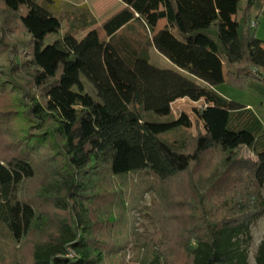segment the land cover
Masks as SVG:
<instances>
[{
    "label": "trees",
    "instance_id": "trees-1",
    "mask_svg": "<svg viewBox=\"0 0 264 264\" xmlns=\"http://www.w3.org/2000/svg\"><path fill=\"white\" fill-rule=\"evenodd\" d=\"M121 2L99 26L81 13L80 39L68 30L44 45L62 28L51 5L0 0V264H121L147 189L160 198V238L137 236L135 261L247 264L250 225L264 215V120L214 87L264 92L254 1ZM138 40L174 67L151 63ZM180 98L204 99L202 128L168 141L189 116H153ZM130 175L140 181L129 189L118 180Z\"/></svg>",
    "mask_w": 264,
    "mask_h": 264
},
{
    "label": "rangeland",
    "instance_id": "rangeland-1",
    "mask_svg": "<svg viewBox=\"0 0 264 264\" xmlns=\"http://www.w3.org/2000/svg\"><path fill=\"white\" fill-rule=\"evenodd\" d=\"M46 2L51 5L53 11L59 15L62 21V28L59 34H50L45 37L43 44L46 45L62 36L65 31L73 30L75 37L80 39L90 27L99 26L107 17L123 6L121 0H38ZM254 4L251 9V17L255 21L253 33L256 38L264 41V0H253ZM245 0H240L243 5ZM81 13H84L85 19L90 21V25L83 28V21L81 22ZM87 13V14H86ZM85 20V21H86ZM136 29L144 31L141 25H136ZM135 29V31H136ZM135 31H133L135 33ZM141 42V40H138ZM142 46L147 49L149 60L158 67L173 68V64L164 56L159 54L146 41L141 42ZM3 68V58L0 57V69ZM2 73V72H0ZM214 89L227 99L234 100L243 105H247L252 111L262 120H264V92L254 91L248 86H236L230 83H222L216 85ZM0 93H2L0 91ZM1 97V96H0ZM3 99V97L1 98ZM205 106L204 99L198 101H191L188 98H180L171 104V112L166 117H156L158 120L174 119L179 116L181 112L186 113L191 121V126L188 128H178L170 133L163 135V138L168 141H181L189 136H194L202 128L201 122L196 117L195 110ZM241 154L246 157L253 158V154L248 149H242ZM145 177L150 178L148 175ZM140 178L136 175L118 180L119 183L125 184L129 189L139 183ZM161 208L160 198L152 189H147L143 192L138 203L130 209L132 221L130 228L124 238V246L121 250V264H139L133 259L135 254L136 237L148 238L154 240L158 237L159 225L156 221V209ZM251 239L247 248V264L255 263V256L259 242L264 235V215L254 220L250 225ZM161 236V235H160ZM157 245V242H156ZM158 247V245H157ZM68 256L73 257L71 252ZM27 259V260H26ZM26 264H31L26 258ZM185 256H181L177 264H189Z\"/></svg>",
    "mask_w": 264,
    "mask_h": 264
},
{
    "label": "built area",
    "instance_id": "built-area-1",
    "mask_svg": "<svg viewBox=\"0 0 264 264\" xmlns=\"http://www.w3.org/2000/svg\"><path fill=\"white\" fill-rule=\"evenodd\" d=\"M250 25L252 26V27H254V25H255V21L254 20H252L251 22H250ZM72 251H69L68 252V254H67V256L71 253ZM73 253V252H72ZM73 256H74V254H73ZM70 257V256H69Z\"/></svg>",
    "mask_w": 264,
    "mask_h": 264
}]
</instances>
